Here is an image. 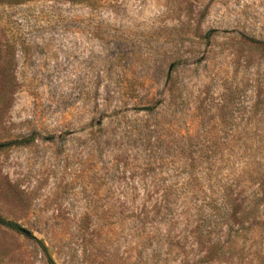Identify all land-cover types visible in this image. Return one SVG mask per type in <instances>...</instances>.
Masks as SVG:
<instances>
[{
    "label": "rangeland",
    "instance_id": "rangeland-1",
    "mask_svg": "<svg viewBox=\"0 0 264 264\" xmlns=\"http://www.w3.org/2000/svg\"><path fill=\"white\" fill-rule=\"evenodd\" d=\"M0 264H264V0H0Z\"/></svg>",
    "mask_w": 264,
    "mask_h": 264
},
{
    "label": "trees",
    "instance_id": "trees-1",
    "mask_svg": "<svg viewBox=\"0 0 264 264\" xmlns=\"http://www.w3.org/2000/svg\"><path fill=\"white\" fill-rule=\"evenodd\" d=\"M68 2H71V0H67ZM17 145H25V143H23V141H11V142H8V143H3L0 145V149L1 148H9V147H12V146H17ZM0 227L4 228V229H7L9 231H12V232H16V233H21V229H19V227L14 224V223H11L9 221H6V220H3L2 218H0ZM22 234H24V238H27V234L22 232ZM47 264H54L53 262H51L50 260H48V263Z\"/></svg>",
    "mask_w": 264,
    "mask_h": 264
},
{
    "label": "water",
    "instance_id": "water-1",
    "mask_svg": "<svg viewBox=\"0 0 264 264\" xmlns=\"http://www.w3.org/2000/svg\"><path fill=\"white\" fill-rule=\"evenodd\" d=\"M22 232H24V231H22ZM25 233V232H24Z\"/></svg>",
    "mask_w": 264,
    "mask_h": 264
}]
</instances>
